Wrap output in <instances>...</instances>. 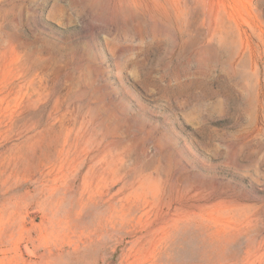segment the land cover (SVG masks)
<instances>
[{"label": "rangeland", "instance_id": "1", "mask_svg": "<svg viewBox=\"0 0 264 264\" xmlns=\"http://www.w3.org/2000/svg\"><path fill=\"white\" fill-rule=\"evenodd\" d=\"M0 264H264V0H0Z\"/></svg>", "mask_w": 264, "mask_h": 264}]
</instances>
